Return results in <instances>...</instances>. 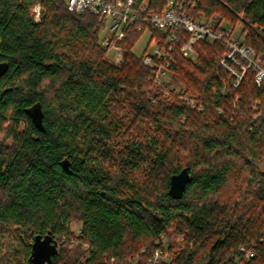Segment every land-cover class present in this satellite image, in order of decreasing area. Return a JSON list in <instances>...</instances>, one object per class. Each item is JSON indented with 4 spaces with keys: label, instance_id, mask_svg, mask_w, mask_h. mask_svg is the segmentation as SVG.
Wrapping results in <instances>:
<instances>
[{
    "label": "trees",
    "instance_id": "trees-1",
    "mask_svg": "<svg viewBox=\"0 0 264 264\" xmlns=\"http://www.w3.org/2000/svg\"><path fill=\"white\" fill-rule=\"evenodd\" d=\"M167 1L149 0V9ZM176 1L198 23L217 19L210 27L226 37V27L240 25L238 45L264 64V0ZM104 28L67 0H0V61L9 63L0 79V264H36V236L51 238L44 264H150L174 224L184 242L157 264H264L257 67L240 54L246 70L226 58L239 80L221 62L225 41L197 40L192 60L181 50L187 29L171 41L149 23L125 30L115 64L101 44ZM145 32L143 52L154 38L173 47L167 70L179 90L158 84L134 52ZM186 167L191 180L173 198L170 178ZM73 221L81 223L77 235Z\"/></svg>",
    "mask_w": 264,
    "mask_h": 264
},
{
    "label": "built area",
    "instance_id": "built-area-1",
    "mask_svg": "<svg viewBox=\"0 0 264 264\" xmlns=\"http://www.w3.org/2000/svg\"><path fill=\"white\" fill-rule=\"evenodd\" d=\"M68 9L77 13L90 11L98 15L100 20L109 22L107 33L109 37L121 38L125 34V30L133 24H137V29L142 30L143 24L149 23L154 28L170 33V40L175 41L180 27H184L190 32L189 40L181 47L184 56L194 58L196 51L194 44L200 38L210 41L223 40L230 47V51L222 58L221 62L233 71L236 75L241 77V74L236 73L226 62V58H231L232 61L240 64L244 70L250 64H254L258 69V81L264 79V64H260L254 60L253 52L250 48L240 46L238 43L232 41L231 37H226L225 31H213L209 25L196 23L184 10V3L176 0H168L161 11L149 9L147 3L136 5L135 0H67ZM34 18L40 20L42 8L40 4L33 7ZM228 31H232L230 27H226ZM108 37V39H109ZM103 41L104 45L110 44L109 40ZM149 52L144 55V63L154 68L155 78L160 83L163 74L167 73V65L170 61L169 50L173 47L160 48L158 41L153 39ZM116 48L120 49L116 46ZM252 53V56L250 54ZM237 54L242 58L249 60V65L245 66L238 59ZM162 60L157 62L155 60ZM164 254L162 248H158L155 256L150 260V264H157L160 262ZM254 254L250 252L247 258L253 257Z\"/></svg>",
    "mask_w": 264,
    "mask_h": 264
},
{
    "label": "rangeland",
    "instance_id": "rangeland-1",
    "mask_svg": "<svg viewBox=\"0 0 264 264\" xmlns=\"http://www.w3.org/2000/svg\"><path fill=\"white\" fill-rule=\"evenodd\" d=\"M148 2H149V0H145L144 3L148 4ZM216 21H217V19L212 18V19L209 20L207 25L210 26V24L212 25ZM196 23H198V22H196ZM200 24H203V23H200ZM223 24L224 23H222V25ZM108 25H109V22H105V28H104V30L102 32V42H101L102 45H104L103 41L105 39H108V37H109V34L107 33ZM219 31H222V30H219ZM240 31H241V26L239 25L235 30H232L230 32V36H231V39H232L233 42L237 43L236 39L240 35ZM123 37H121V38H123ZM121 38H112L111 39V37H109L108 40H109L110 44L104 45V46H107L106 58L108 60H110L111 62L115 63V64H121V62L123 61V57H124L123 47L121 46V44L118 41ZM148 39H149V34H148V32H145L141 36L139 41L137 42L136 46L134 47V52L138 56H140L141 54L143 55V61H144V55L147 52H149L150 49L153 47V46H151V43H152V40H153L152 39L151 43H150V46L146 49L145 52H143V50L145 49V47L147 45ZM154 39L157 40L156 38H154ZM198 40H206V39L200 38ZM206 41L213 42V41H210V39L206 40ZM116 46L119 47L120 49L116 48ZM195 55L196 56L194 58H191L192 60H196L197 59V53H195ZM250 56H252V53L250 54ZM221 60H222V58H221ZM259 63L261 64V62H259ZM239 80H240V77H239ZM239 80L236 82V84L239 83ZM155 81L158 84H161V85L170 83L171 84L170 87L174 88L176 90H179V88H180V86L178 84L172 83V79H171V75H170L169 71H167V73L162 75V77H161V81H163L162 83H160L159 80L157 81L156 78H155ZM71 229L73 230V232H75L76 235L79 234L80 229H81V223L78 222V221H73L72 224H71ZM183 242H184V233L181 232L180 227H178L176 224L168 227L166 229V231L162 234V238H161V243L163 245L162 250L164 251V254H163V257H162V259L160 261H165V260L169 259L170 253L167 251L169 247L172 248L173 250H177V249H179L182 246ZM76 245H77V243L74 242V244L70 248L74 249ZM84 248L86 249L87 247L84 246Z\"/></svg>",
    "mask_w": 264,
    "mask_h": 264
},
{
    "label": "water",
    "instance_id": "water-1",
    "mask_svg": "<svg viewBox=\"0 0 264 264\" xmlns=\"http://www.w3.org/2000/svg\"><path fill=\"white\" fill-rule=\"evenodd\" d=\"M9 68V63L7 61H0V79L6 74ZM34 119L37 123L41 121V113L40 111L31 112ZM62 165L65 169H69L70 162L68 160H64ZM191 180V174L189 168H183L180 172L175 173L170 178V186H169V195L173 198H181L187 183ZM51 238L46 236L44 239H41L40 236H36L35 241L33 243L32 248V260L36 264H44L46 260L49 259V249L48 244L50 243Z\"/></svg>",
    "mask_w": 264,
    "mask_h": 264
}]
</instances>
